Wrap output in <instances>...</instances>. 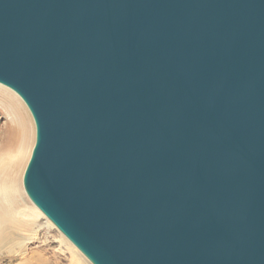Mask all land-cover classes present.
I'll use <instances>...</instances> for the list:
<instances>
[{
  "label": "water",
  "instance_id": "obj_1",
  "mask_svg": "<svg viewBox=\"0 0 264 264\" xmlns=\"http://www.w3.org/2000/svg\"><path fill=\"white\" fill-rule=\"evenodd\" d=\"M0 83L93 264H264V0H0Z\"/></svg>",
  "mask_w": 264,
  "mask_h": 264
},
{
  "label": "bare ground",
  "instance_id": "obj_2",
  "mask_svg": "<svg viewBox=\"0 0 264 264\" xmlns=\"http://www.w3.org/2000/svg\"><path fill=\"white\" fill-rule=\"evenodd\" d=\"M0 114L4 117L0 123V236L13 242L18 229L6 222L27 205L23 176L35 145L36 126L25 101L1 83ZM29 209L35 211L32 206Z\"/></svg>",
  "mask_w": 264,
  "mask_h": 264
},
{
  "label": "rangeland",
  "instance_id": "obj_3",
  "mask_svg": "<svg viewBox=\"0 0 264 264\" xmlns=\"http://www.w3.org/2000/svg\"><path fill=\"white\" fill-rule=\"evenodd\" d=\"M3 121L0 114V123ZM23 189L27 205L6 222L18 229V235L13 242L0 236V264H93L33 203L24 184Z\"/></svg>",
  "mask_w": 264,
  "mask_h": 264
}]
</instances>
